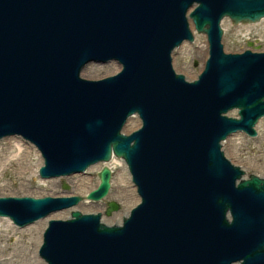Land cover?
I'll use <instances>...</instances> for the list:
<instances>
[{
	"label": "water",
	"instance_id": "1",
	"mask_svg": "<svg viewBox=\"0 0 264 264\" xmlns=\"http://www.w3.org/2000/svg\"><path fill=\"white\" fill-rule=\"evenodd\" d=\"M224 17L256 22L264 0H0V139L33 144L41 179L113 154L139 197L115 224L77 209L47 219L45 264H264V176L244 177L222 147L256 135L264 117V51L225 52ZM191 25L208 56L189 80L172 59L192 42ZM112 61L114 74L81 76ZM135 115L140 125L122 133ZM97 176L88 200L110 188V168ZM81 200L0 196V217L23 227ZM117 208L110 201L104 212Z\"/></svg>",
	"mask_w": 264,
	"mask_h": 264
},
{
	"label": "rangeland",
	"instance_id": "2",
	"mask_svg": "<svg viewBox=\"0 0 264 264\" xmlns=\"http://www.w3.org/2000/svg\"><path fill=\"white\" fill-rule=\"evenodd\" d=\"M220 26L224 29L222 44L225 52H240L246 48L264 51V18L250 23H233L230 19L223 18ZM193 33V41L190 43L185 41L179 47H176L173 51L172 59L175 71L184 74L188 79L196 77L201 71L204 60L207 57V52L204 51V49L207 50L205 35L203 33H197L196 31ZM248 43H251L252 46H249ZM106 66L107 65L102 66L93 62L88 63L81 71V76L88 79H97L110 75L103 72ZM97 74L100 76H97ZM127 123L128 124H126L122 130L124 133H129L135 128L131 127L130 121H127ZM255 129L257 133L254 137L242 133L234 134L226 138L222 147L225 155L232 163L239 165L242 169L247 171V174L254 173L261 176L262 172H258L256 168L248 165V161L258 162L264 165V118L258 120ZM18 144H21L23 147H28L30 151V154L24 157L23 160L19 158ZM38 159H40V155L36 148L23 141L21 138L12 136L1 139L0 196L28 195L40 197L44 195H79L82 197V200L78 203L76 208L82 212H101L102 220L108 224L119 222L121 217L113 215L115 212L121 213V215L125 214L126 208L118 199L117 193L118 188L124 186L122 185L124 183L121 182V184H119L116 182L119 177L118 171L120 169V163L122 162L120 158L114 157V162L110 165L109 162L107 163L112 171L111 186L108 194L98 201L84 198L86 193L77 190V180L78 178H85L88 185L90 184L92 188L96 187L99 182L97 172L103 166L102 163L90 166L86 169L85 173L82 174H73L62 178L41 179L37 174ZM19 162H21V166L27 167L26 170L20 169V165H18ZM62 183H65L67 188H63ZM134 194L136 196L135 192ZM110 201L117 203L118 208L109 215H106L104 211L107 207V202ZM86 208L90 210H86ZM65 210L66 209H64V211ZM68 215L69 213L67 216ZM103 217H105V220ZM41 220H44V218H40L24 227H18L12 224L8 218L0 217V252L5 251L4 253H10L14 250H24L26 253L30 252L33 238L30 233H22L20 229L31 226ZM11 225L15 228L12 229ZM6 246L7 250H4L3 248Z\"/></svg>",
	"mask_w": 264,
	"mask_h": 264
},
{
	"label": "bare ground",
	"instance_id": "3",
	"mask_svg": "<svg viewBox=\"0 0 264 264\" xmlns=\"http://www.w3.org/2000/svg\"><path fill=\"white\" fill-rule=\"evenodd\" d=\"M204 51L208 53V48H207V50L204 49ZM97 64L102 65V66L107 65L106 68H104V70H103V72L106 74H112V73H114L115 70H118V68L120 67V65H117L113 61L106 63V64H99V63H97ZM84 67H83V69H84ZM93 75H95V74H93ZM97 76H100V75L97 74ZM262 118H264V117H262ZM127 121L131 122V127L137 128L140 125V120L136 116L130 117ZM126 124H128V123L126 122ZM236 134H238V133H236ZM17 148H18V152H19L18 154L20 156L19 158L21 160H23L24 157H26L30 154L28 147H23V146H21V144H18ZM114 160L115 159L112 158L111 160H109L107 162H103L102 164L106 165L109 168V165L112 162H114ZM108 162H109V165H107ZM41 163H42V161L40 158V159H38V163H37L38 167ZM18 165H20V169H22V170H26V168H27V167L21 166V162H19ZM96 165H99V163ZM248 165L256 168L258 170V172H262V175L264 176V165L263 164L258 163V162L248 161ZM118 175H119V177H118L116 182L119 184H121V182L124 183V184H122L124 186H120L118 188V192H117L118 193V199L122 202L123 206L126 208L125 213L127 214L129 209L131 208V206H133L139 200V197L137 194H136L137 197L134 194L135 186H133V184L131 183V180H130L131 176H130V173L128 171L127 165L124 161H122L120 163V169L118 171ZM77 182H78L77 183V190L82 192V193H87L91 189H93L90 184L88 185L87 180L85 178H78ZM96 201H98V200H96ZM77 206H78V204L73 206L72 209H74V208L77 209L76 208ZM86 210H90V209L86 208ZM68 213H69L68 210L59 211V212L54 213V214L49 213L46 216L48 218L44 217V220L36 222L35 224L28 226L26 228H21L20 230L22 233H30L31 234V236L33 238L32 249L28 253H26V251H24V250H14L10 253H4L5 251H1L0 252V264H2V263L3 264H44L40 260L39 256L36 253H37V248L41 242V233H42V231L46 225L45 223H46L47 219H49V218H54V217L62 218V217L67 216ZM113 215H117L118 217H122L121 213H117V212H115ZM103 219L105 220V217H103ZM120 220H121V218H120ZM11 226H12V229L15 228L13 225H11ZM6 248H7V246L4 247L3 249L7 250Z\"/></svg>",
	"mask_w": 264,
	"mask_h": 264
}]
</instances>
